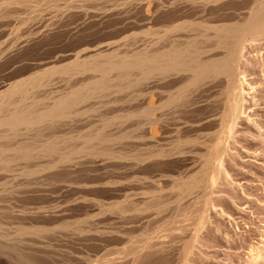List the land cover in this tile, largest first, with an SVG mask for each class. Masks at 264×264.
<instances>
[{"label":"bare ground","instance_id":"obj_1","mask_svg":"<svg viewBox=\"0 0 264 264\" xmlns=\"http://www.w3.org/2000/svg\"><path fill=\"white\" fill-rule=\"evenodd\" d=\"M149 1L133 24L135 47L126 41L132 30L126 49L121 38L91 41L33 57L20 79L11 73L21 59L0 69V264H188L205 237L228 139L244 114L246 69L255 66L242 52L264 48V0ZM84 4L0 0V37L15 38L21 52L66 13L105 17ZM27 24L44 28L25 35Z\"/></svg>","mask_w":264,"mask_h":264},{"label":"rangeland","instance_id":"obj_2","mask_svg":"<svg viewBox=\"0 0 264 264\" xmlns=\"http://www.w3.org/2000/svg\"><path fill=\"white\" fill-rule=\"evenodd\" d=\"M43 1L41 0V3H43ZM69 1H71V0H69ZM77 1H78V4L79 3L84 4V3H81L82 0H76V2ZM84 1L86 3V0H84ZM88 1L89 0H87V3L83 5L84 8H86L87 11H90V13L91 12L93 13V12L105 11V17H104L105 19L104 18L98 19V17H96L97 18L96 19L95 17H90L89 15H86V16H88V18H85L86 16H84V18H83L82 14L78 13V15L76 16L77 13L75 14L73 12V15L76 18L80 17V15H82L81 16L82 18H79V20L81 19L83 21L79 22L78 18L76 19L73 15L71 16L72 12H71V14L66 13L71 18L65 14V16H63V20L61 18L62 23L61 24L58 23V24H60L59 26L62 25L61 29L64 26L63 29L68 30V32H66V30H65L66 33H64V30L63 31L61 30L62 33L59 32L60 28H59L58 24L55 26L58 29L55 28L54 26H52V27L50 26V29L52 28L53 33L58 31L57 34L54 33V39H55V37H57L55 39L56 41L53 39V36H52L53 33H51V34H50V32L46 33L47 35L48 34L50 35V38H49L46 34H44L45 31H44V33H43V31H41V29L43 30L44 26L37 27L36 25H34V27H32L29 24H27L26 28H24V26H23L24 31L27 30V28H28L29 32L31 30L41 31L42 33L41 32H39V33H41L43 36L45 35L44 37L46 39H51V37H52V39L48 40L49 42H47L46 39L43 38V36L41 37V34L40 35L38 34L41 39H39L38 37H37L38 40L35 39L36 40V47L34 48L35 45H33L35 43V40H32V42H30V41L28 42L29 46L28 45L27 46L24 45V47L22 46L25 49L21 50V52H20L19 47L15 48V50H13V48H12L13 46H11V44L15 38L11 37L12 38L11 39L9 37L10 39L8 38V39H6L7 40L6 41L5 40L6 36L2 37L4 39H2L0 37V39H1L0 41L3 42V40H5L4 41V43L6 42L5 45L8 43V44H10L9 46H11V48H12V49L10 48L11 49V51H10V49H8L9 48L8 44H7V46H5L3 43L0 44V46L1 45L3 46V48L0 47V49L1 48L3 49V50L1 49L0 52L2 51L1 52L3 54L2 56L5 57V58L2 57L1 53H0V59L2 60V61H0V65L4 60V62H3L4 64L2 63V65L0 66V69L3 70V68L8 65L9 61L13 62V60H20L21 59L22 60V61L20 60L22 62L21 65L16 67V69H14V71L11 73V77H12L11 79L13 80V78H14L16 80V79H20L21 77H25L24 75H27L29 73L28 67H30L31 65L33 66V64L36 63L35 61H38L39 58L43 59V57L44 58L55 57V56H53V55H55V53L54 54L52 53V52H54L53 50H55L56 53L58 52L57 54H61L63 52L66 53V50H67V52H70L71 49H72L71 50L72 52H75V50L78 51L80 48L81 49L84 48V46L85 47L91 46V41L92 42L97 41L98 44L103 43V42L106 43L108 41L111 43H115V42L118 43V41H120V38L122 40L123 38L126 39L127 38L126 36H128V38L130 36H132L131 34L134 33L133 31H135V33L137 31L140 32L139 27L137 28V26H138L137 21H139V17H140V14L142 13L143 9L148 8L147 7L148 2L150 3L149 0L148 1L143 0L142 2H144V3L141 2V5H139V4L136 5V4H134V2H135V0H134L133 4L136 7V9H135L133 7L134 5L132 4L131 0H129L130 2H128V0H108V1L90 0L91 1V2L89 1L90 4L88 3ZM46 2L47 1H45L44 3H46ZM59 2L61 3V1H59ZM120 2L122 4H124V3L127 4L128 7H126L125 4L123 6H121ZM137 2H139V1L137 0L135 3H137ZM145 2H146V4H145ZM117 3L120 4V7ZM111 4L113 5V7ZM142 4L144 5L142 7V9L141 10L138 9L139 7L142 6ZM88 5L91 7L92 11L90 10V8H87ZM149 5L152 6V4H149ZM94 6L99 10L96 11V8ZM115 6H117V9H119L121 11L123 9L124 13L127 12L126 13L127 15L124 14V17H123V12H121V11H119L117 14L118 10L115 8ZM110 7L113 8V10ZM125 7H126V9H125ZM130 7H131V9H130ZM94 8H95V10H94ZM101 9H103V10H101ZM129 9L132 11H129ZM110 11L115 12L117 16L113 15ZM128 12H129V14H128ZM108 15H109V19L113 21L114 25H117V26H115L116 30H115L114 26H111V27L109 26V23H111V21L108 19ZM120 15H122L121 16L122 18L128 17L127 19L129 21H127L125 19L121 20L120 17L118 18V16H120ZM66 16H67V18H66ZM112 16H113V18H112ZM64 17H65V19H64ZM89 17L91 19H89ZM115 17H117V18L115 19ZM130 17H132L131 18L132 20L130 19ZM133 17L134 18L137 17V18L134 19ZM68 18L69 19L73 18L76 20L75 21L74 20H68ZM66 19L70 23L73 22L71 24L75 23L74 26H72L69 22H67ZM64 20L66 21L65 23L67 25L65 23L63 25ZM89 20H91L93 24L91 23V21L89 22ZM94 20H96V22H94ZM100 20H103V21H100ZM124 20H125V23L128 22L126 24L127 25L129 24L128 25L129 27L131 26L129 28L125 24H123V26H125L124 28L126 30L123 28L122 23H121V22L124 23ZM99 21H100V27L98 28V26H99L98 25V26H96L97 27V29H96L94 23L98 22V24H99ZM106 21L108 23H106ZM119 21H120V23H119ZM130 21H132L133 23L130 24L131 23ZM102 22H105L106 25H103ZM134 22L136 23L137 26L133 25V24H135ZM113 23H112V25H113ZM80 24H83L85 26H83V25L80 26ZM68 25L70 27H68ZM90 25L91 26L94 25L93 26L94 31H93L92 27L90 28ZM120 25H121V27H120ZM102 26H103V28H102ZM134 26L136 27V29ZM71 27H73V28H71ZM74 27H76V29L78 27V29L77 30L75 29V31H74ZM105 27L107 30L105 29ZM117 27H118V29H117ZM29 28H31V30ZM38 28H39V30H35ZM67 28H69V29L71 28L72 30L71 29L69 30ZM121 28H122V31H120ZM127 28L131 29V30H127ZM54 29H55V31H54ZM28 30L23 32V33L27 34ZM109 30L114 31V32H112L113 34H111V31H109ZM48 31H49V29H48ZM107 31L109 33H107ZM116 31H118V32H116ZM127 31L128 32L130 31V34ZM70 32H72V33H70ZM89 32H90V34L88 35ZM67 33H68V35H67ZM59 34L60 35L63 34V35H61V37H60ZM136 34L134 35L135 37H133V39H136L137 41L136 40L134 41L133 39H129L130 41L126 40L127 43L129 44V46L135 47L139 44V35L140 34L139 33H136ZM91 35H93V36H91ZM94 35L96 38L94 37ZM13 37H15L14 34H13ZM93 37L95 40L93 39ZM130 38H132V37H130ZM124 39L122 40L121 43H119L120 49H121V46L124 49H126V47H127L126 41ZM8 40L11 43H9ZM40 40H42V41H40ZM43 40H45L46 42H44ZM52 40H54V41H52ZM85 40H87V41H85ZM114 40H115V42H113ZM50 41L52 42V45H51ZM123 41H125V43H123ZM88 42L90 43V45ZM94 42L92 43L93 45L97 44L96 42L94 44ZM133 42H135V43H133ZM40 43H42V45ZM87 43H88V45L86 46ZM117 43H116V45L118 46ZM46 45L50 46V47L47 48ZM257 46L259 48L260 45H257ZM5 47H8V48H5ZM255 47L256 46L253 47V46L249 45L246 48H244L243 52H242L244 60H247L248 62L250 61L251 64L255 65V66H253L252 69L250 68L251 70L246 69V82L244 83V89L245 90H244V102H243L244 114H242L239 117V119L237 120V122L234 126V129H233L234 131H233L232 137L230 139H228V144H227L228 146L226 147L227 148L226 153L224 154L223 169L221 170L222 172H221L218 184H216V187L213 189V191H214L212 194V204L213 205L211 206V209L208 211V215H209L208 218L209 219L207 220V222L208 221L209 222L208 223L206 222L204 224L205 227L203 226V230H201L202 232L200 233L201 236L204 233L205 237L203 239L200 238V240H198V243L195 244V247L193 249V253L191 255V261H189L188 264H264V48L258 49L257 47L256 48ZM4 48L7 50L5 51ZM38 48L39 49L42 48V49H40L41 51H39ZM49 48H51V49H49ZM73 48H75V50ZM44 49L45 50L48 49L47 50L48 53H44L45 52ZM8 50L11 52L12 55L9 54ZM25 50H27V52H25ZM29 50L31 51V53ZM42 50H43V52H42ZM4 51L5 52L8 51V53L7 54L3 53ZM16 51H17V53H16ZM18 51H19V53H18ZM22 51H23V53H22ZM32 51L33 52L37 51V52H35L33 54ZM61 51H63V52H61ZM39 53H40V55L42 53H44V54H42L43 56L42 55L40 56ZM18 54L21 55V57ZM23 54H25V56L22 57ZM29 54L32 55L31 61H29L30 59H28V58H30ZM10 55H11V57H13V56L14 57L11 58ZM17 56H18V58H16ZM37 56H39L38 59H34V58H37ZM26 57H27V59H26ZM59 57L58 56L56 57L58 62L56 60L55 61L58 64H61V63H59V60H58ZM8 59H10V60H8ZM33 60H35V61H33ZM56 62L54 64H57ZM60 62H65V61H60ZM3 65H4V67H2ZM22 67L24 68V70H22ZM25 67H26V69H25ZM241 67H242V70L245 69L244 65H242ZM1 70H0V72H1L0 75L4 73V71H1ZM15 71H16V73H15ZM19 73L22 75L24 73H26V74H24L22 76ZM224 170H225V172H224ZM152 223L149 224V225H151V227L147 225L149 227V228L147 227L148 229L145 227L147 233L150 230L151 231L153 229L155 230L156 224H155V222H152ZM134 230H133L134 232L132 234L137 235L139 230H137V229H134ZM152 232H150V233H152ZM150 233H148V234H150ZM119 245L121 246L124 244H123V242H121L120 244H118V246ZM113 246H117V244L113 245ZM253 252H255L256 256L252 255Z\"/></svg>","mask_w":264,"mask_h":264}]
</instances>
